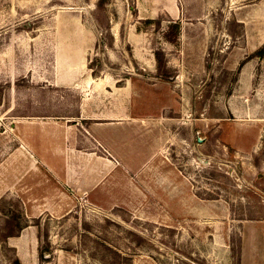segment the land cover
Listing matches in <instances>:
<instances>
[{
  "label": "rangeland",
  "instance_id": "obj_1",
  "mask_svg": "<svg viewBox=\"0 0 264 264\" xmlns=\"http://www.w3.org/2000/svg\"><path fill=\"white\" fill-rule=\"evenodd\" d=\"M158 2L0 0V264H264V0Z\"/></svg>",
  "mask_w": 264,
  "mask_h": 264
},
{
  "label": "crops",
  "instance_id": "obj_2",
  "mask_svg": "<svg viewBox=\"0 0 264 264\" xmlns=\"http://www.w3.org/2000/svg\"><path fill=\"white\" fill-rule=\"evenodd\" d=\"M158 4V0H150V4L147 5V9L152 13V16L149 17L155 19L160 15V13H164L165 15L170 16V18L172 19L170 21H181V8L177 3V6L175 3H170L168 9L165 6H160ZM181 23H183L185 26L184 21H181ZM21 123L22 126L20 125L18 127L19 138L24 141L23 129L25 130V135L27 136L30 135L29 132L32 130L34 132L33 139L36 143L33 148L31 146L28 147L57 177L64 181H67L64 162L67 159L71 158V155L64 154V150H62L61 147L62 142L65 144L67 141L66 133L63 132L61 134H58V132H56V130L54 129V124L52 122L22 121ZM20 128H22V131L20 130ZM8 189L11 190V187H2V189H0V194H4L6 191H9ZM242 264H250L248 256L246 254V245L244 247V258Z\"/></svg>",
  "mask_w": 264,
  "mask_h": 264
},
{
  "label": "trees",
  "instance_id": "obj_3",
  "mask_svg": "<svg viewBox=\"0 0 264 264\" xmlns=\"http://www.w3.org/2000/svg\"><path fill=\"white\" fill-rule=\"evenodd\" d=\"M142 23L146 26H155L156 31L159 33H162L164 38L175 45H179L181 41V35H182V23L181 22H173L170 21L165 27H161L162 20L161 18L156 19H146L142 20ZM144 32H152L153 30L149 27L143 28ZM154 32V31H153ZM153 54L156 60V69H157V77L165 80V81H172L175 77L174 73H170L167 69L166 65V58L163 50H156V48L152 47ZM261 49L257 50L255 55H258ZM259 57H261L259 55ZM262 176V175H261Z\"/></svg>",
  "mask_w": 264,
  "mask_h": 264
},
{
  "label": "bare ground",
  "instance_id": "obj_4",
  "mask_svg": "<svg viewBox=\"0 0 264 264\" xmlns=\"http://www.w3.org/2000/svg\"><path fill=\"white\" fill-rule=\"evenodd\" d=\"M168 4V3H167ZM167 6H169V4L167 5ZM261 9H263V10H261ZM260 13H263V15H264V6L263 7H261V8H259V10H258ZM261 41H263L264 40V29H262L261 30ZM169 181V180H168ZM247 248H248V246H247V242H246V250H247Z\"/></svg>",
  "mask_w": 264,
  "mask_h": 264
}]
</instances>
